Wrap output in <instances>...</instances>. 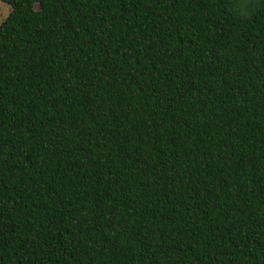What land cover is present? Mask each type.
Wrapping results in <instances>:
<instances>
[{
  "label": "trees",
  "instance_id": "1",
  "mask_svg": "<svg viewBox=\"0 0 264 264\" xmlns=\"http://www.w3.org/2000/svg\"><path fill=\"white\" fill-rule=\"evenodd\" d=\"M0 1V264H264V0Z\"/></svg>",
  "mask_w": 264,
  "mask_h": 264
},
{
  "label": "rangeland",
  "instance_id": "2",
  "mask_svg": "<svg viewBox=\"0 0 264 264\" xmlns=\"http://www.w3.org/2000/svg\"><path fill=\"white\" fill-rule=\"evenodd\" d=\"M11 11H12L11 6L0 1V27L1 24L4 22V20L8 18Z\"/></svg>",
  "mask_w": 264,
  "mask_h": 264
}]
</instances>
